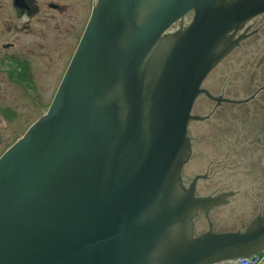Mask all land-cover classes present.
I'll return each instance as SVG.
<instances>
[{
  "label": "water",
  "instance_id": "water-1",
  "mask_svg": "<svg viewBox=\"0 0 264 264\" xmlns=\"http://www.w3.org/2000/svg\"><path fill=\"white\" fill-rule=\"evenodd\" d=\"M262 12L264 0H96L46 114L0 158V264H213L259 252L264 214L244 231L208 221L193 235L198 212L226 196L195 194L197 179L185 187L180 171L194 102L211 98L202 82Z\"/></svg>",
  "mask_w": 264,
  "mask_h": 264
},
{
  "label": "flooded vegetation",
  "instance_id": "flooded-vegetation-1",
  "mask_svg": "<svg viewBox=\"0 0 264 264\" xmlns=\"http://www.w3.org/2000/svg\"><path fill=\"white\" fill-rule=\"evenodd\" d=\"M95 1L0 0V158L46 114ZM25 13L27 22L20 18ZM230 41L210 71V80L224 76L210 92V123L222 113L221 121L232 127L226 144L238 141L240 151L264 157V12ZM210 213L200 210L195 220Z\"/></svg>",
  "mask_w": 264,
  "mask_h": 264
},
{
  "label": "rangeland",
  "instance_id": "rangeland-1",
  "mask_svg": "<svg viewBox=\"0 0 264 264\" xmlns=\"http://www.w3.org/2000/svg\"><path fill=\"white\" fill-rule=\"evenodd\" d=\"M220 73L222 72L219 71ZM223 80L222 75L217 76L216 81L210 80L209 73L203 82V88L208 92H217L218 84L221 85ZM194 105L191 113L196 119L188 124L189 149L193 156L182 167V183L187 186L193 177L198 179L201 176L203 178L200 180H206L207 164L210 162V183H214L213 187L210 186L213 189H210V192L224 194L226 197L231 193V197L228 198L226 206L211 209L208 220L198 217L195 220L193 235L198 236L206 232L209 227L208 221L215 233L244 231L257 215L264 214V164L260 167L258 162H251L252 160L248 158L249 154H245L242 150L243 158L240 165L236 164L237 161L234 159L229 160L225 137L230 134L232 127L229 128V125H224V121H221L222 113L216 124L210 123L211 104L205 96H199ZM208 117L209 122H207ZM198 118L204 121H199ZM234 146L236 148V144ZM209 155L210 161L207 159ZM202 192L206 191L202 190Z\"/></svg>",
  "mask_w": 264,
  "mask_h": 264
},
{
  "label": "crops",
  "instance_id": "crops-1",
  "mask_svg": "<svg viewBox=\"0 0 264 264\" xmlns=\"http://www.w3.org/2000/svg\"><path fill=\"white\" fill-rule=\"evenodd\" d=\"M199 121H204V120H199ZM207 122H209V117L207 119ZM235 144H236V148L234 146ZM239 148H240L239 142H235L234 141L232 143H228V147H227V157H228L229 160L234 159L235 161H237L236 164H238V165H240V163L242 161V158H243L241 156V151H240ZM192 156H193V154H192V151H191L189 158L192 157ZM248 156H249L248 158H250V160H252L251 162H253V163H257L258 162V165L260 167H262V164H264V157H262V156H256V155H248ZM207 159L210 161V155H209V157ZM255 159L257 161H255ZM210 165H211V163L209 162L207 164L208 177L206 178V180H200L201 178H203V176H201V177H199L197 179V181L195 183V194H212V192H210V189H211L210 186L213 187L214 186V183H210ZM217 165H218V162L216 163V166ZM252 165L255 166L257 164H252ZM203 184H205V185H203ZM202 190H204L206 192H202ZM211 190H213V189H211ZM221 195L224 196V194H221ZM230 197H231V193H228L227 197H225L223 199H224V201L228 202L229 201L228 198H230ZM220 206H223V205H220ZM197 226H199V225H197Z\"/></svg>",
  "mask_w": 264,
  "mask_h": 264
},
{
  "label": "built area",
  "instance_id": "built-area-1",
  "mask_svg": "<svg viewBox=\"0 0 264 264\" xmlns=\"http://www.w3.org/2000/svg\"><path fill=\"white\" fill-rule=\"evenodd\" d=\"M214 264H264V248L258 254L251 257H240Z\"/></svg>",
  "mask_w": 264,
  "mask_h": 264
},
{
  "label": "clouds",
  "instance_id": "clouds-1",
  "mask_svg": "<svg viewBox=\"0 0 264 264\" xmlns=\"http://www.w3.org/2000/svg\"><path fill=\"white\" fill-rule=\"evenodd\" d=\"M21 20H23L24 22H27L30 18L29 16L27 15V13H25L24 15H22L21 17Z\"/></svg>",
  "mask_w": 264,
  "mask_h": 264
}]
</instances>
